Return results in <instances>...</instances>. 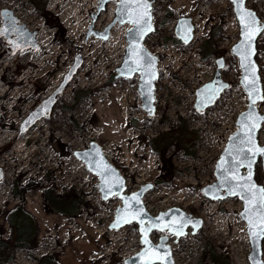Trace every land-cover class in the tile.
<instances>
[{
  "label": "rangeland",
  "instance_id": "obj_1",
  "mask_svg": "<svg viewBox=\"0 0 264 264\" xmlns=\"http://www.w3.org/2000/svg\"><path fill=\"white\" fill-rule=\"evenodd\" d=\"M247 1L264 22V0ZM153 2L156 29L145 44L159 55L160 77L157 112L151 117L142 106L140 74L116 76L130 25H115L108 39L94 33L104 31L113 20L115 1L99 13V0H0V11L12 10L31 31H37L41 46L13 54L11 44L0 38V165L6 177L0 184V240L12 237L8 215L15 208L22 206L37 220L30 248L17 250L7 264H37V254L42 253L62 264H124L142 248L137 223L109 228L122 200L117 196L97 199L98 176L74 155L92 140L125 175L128 193L147 182L155 183L144 197L151 214L179 206L204 219L197 233L191 228L178 240L168 232L152 234L155 242L169 236L177 264H214V252L229 264H251L247 225L240 215L242 201L211 200L203 193V187L216 180L215 164L237 129L238 115L249 106L240 82L239 60L232 52L240 38L233 3ZM182 16L193 18L195 39L190 44L176 37ZM211 40L214 46L209 53L204 45ZM257 46L264 88V31ZM79 53L83 65L60 94L52 114L19 134L22 121L60 86ZM219 57L225 58L222 77L230 86L214 106L199 111L195 107L196 89L213 79ZM258 108L264 112V101ZM175 130L185 132L182 143L175 138L163 155L152 148L151 138ZM259 140L264 144V124ZM164 158L172 165V176L159 183L165 175ZM256 178L264 185L262 159ZM50 188L61 196H80L79 213L69 216L47 210L43 194ZM9 190L10 195L1 196Z\"/></svg>",
  "mask_w": 264,
  "mask_h": 264
},
{
  "label": "water",
  "instance_id": "obj_2",
  "mask_svg": "<svg viewBox=\"0 0 264 264\" xmlns=\"http://www.w3.org/2000/svg\"><path fill=\"white\" fill-rule=\"evenodd\" d=\"M111 1H115L117 4L113 20L104 31H94V33L102 39H108L111 29L115 25H130L125 35L127 47L124 58L120 66L116 69V76L133 78L136 74H140L138 90L143 103L142 106L149 116H155L157 112L156 88L157 81L160 77L159 56L152 53L145 44L149 35H151L156 29L153 14L154 2L153 0H148L150 4V18L147 23L150 24L151 31L145 30L144 34H141L140 29H146V25L143 22L139 25L134 24L132 20L136 19L137 13H142L143 9H137L134 4H122L121 0H99V13L105 10ZM231 1L233 3L235 16L240 26V38L233 45L232 52L239 60L242 72L240 82L248 96L249 106L238 115L236 120L237 129L229 136L227 144L215 164L214 175L216 180L205 185L203 187V193L211 200L238 198L242 201L243 207L240 215L247 225L246 230L251 247L249 261L251 264H264V235H253L254 231L259 233L261 227H264V225L260 224L257 214L249 208L247 199H245L248 194L242 188H235L236 181H233L230 178L232 169L236 168V166L242 162V166L238 167L239 175L246 177L251 173V182L257 187H264V185L256 178L257 165L261 159L264 167V144L259 140V133L264 121H260L258 127H256L255 131L251 133L253 142H248L249 133L245 131V125L248 123L246 120L247 116L251 114L254 117H264V112H260L258 108V104L264 100L255 96V90L250 91L249 87H245L244 77L248 75L249 80H251L252 76L249 74V71H246L242 56L238 54V46L242 45L245 40V22L241 20V16L244 15L245 20H247V13H252L262 28H264V22L259 17L257 11L248 6L247 0H242V3L237 2V0ZM129 14H131V19ZM0 15L3 19V25L0 27V38L5 37L7 42L11 44L13 54L25 49H40L41 46L37 40V31H31L26 24L22 23L14 12L8 8L2 9ZM97 15L94 19H96ZM193 30L194 25L191 17L183 16L179 18L176 26V36L182 40L184 44H189L193 40ZM92 32L93 31L91 30L87 36H90ZM262 33L263 31L258 32L251 41L250 55V67L254 66L256 69L257 82L255 87L256 89H259L260 95H264V88L260 74V67L256 57L258 53V39ZM134 46L138 49H143V52L139 57L132 51ZM243 51L247 52V47H245ZM137 63L142 65L139 69L136 68ZM82 65L83 56L79 53L76 55L73 66L64 77L60 86L48 97L42 99L22 121L19 134L29 131L40 120L52 114L59 100L60 94L69 86ZM224 66L225 59L221 57L217 60V69L213 79L196 89L195 107L199 111H206L214 106L225 90L229 88L230 83L225 81L222 77V69ZM253 99L256 100L255 105H252ZM241 149H243V151H241ZM74 155L77 160L82 161L86 165V168L90 172L98 176V186L104 200H109L115 196L122 200V205L117 208L115 218L111 222L109 228L121 229L133 223H137L139 226L142 248L132 256L126 258L124 264H149V262L150 264H177L174 259L172 247L169 243V236L165 234L159 238L158 242H155L152 239V234L156 231L168 232L175 235L178 240L186 236L191 228L193 233H197L203 227L204 219L202 217L194 216L179 206L170 207L156 215L151 214L145 206L144 197L147 192L155 187V183L147 182L141 185L137 190L128 193L127 178L120 169L108 159L102 146L95 140H92L87 148L76 149ZM222 162L223 166H221ZM4 175V169L0 165V181L3 179ZM240 183L244 182L241 181ZM134 195L139 196V203L132 200ZM128 206H131L133 210H141L142 214L139 219L133 218L132 214L125 211ZM165 225H171V227H165ZM146 229L150 230H148L145 235ZM153 251L164 256L165 259H155L152 256ZM146 252H148V255H145Z\"/></svg>",
  "mask_w": 264,
  "mask_h": 264
},
{
  "label": "trees",
  "instance_id": "obj_3",
  "mask_svg": "<svg viewBox=\"0 0 264 264\" xmlns=\"http://www.w3.org/2000/svg\"><path fill=\"white\" fill-rule=\"evenodd\" d=\"M61 26V25H60ZM58 26V27H60ZM212 40L205 42L204 48L210 53L213 48ZM185 132L182 131H169L161 133L157 137L151 138L150 143L154 150L163 155V151L173 143L175 138L183 139ZM184 146H187L184 144ZM187 152H190L189 146ZM192 153V151H191ZM166 163L164 170L165 175L160 177L158 182H165L172 176V165L170 161L164 158ZM167 173V174H166ZM169 176V178H166ZM73 194V193H72ZM46 209L52 212L63 213L69 216H76L79 213V205L83 201L80 196H61L56 193L55 188L46 190L43 194ZM8 220L12 226L13 233L9 240H0V264H7L12 261L14 254L17 250L30 248L31 241L36 236L37 220L35 216L29 213L22 206L17 207L9 212ZM214 264H229L228 260L214 252L212 253ZM221 263H220V262ZM37 264H62L57 258L50 255H45L39 259Z\"/></svg>",
  "mask_w": 264,
  "mask_h": 264
},
{
  "label": "snow or ice",
  "instance_id": "obj_4",
  "mask_svg": "<svg viewBox=\"0 0 264 264\" xmlns=\"http://www.w3.org/2000/svg\"><path fill=\"white\" fill-rule=\"evenodd\" d=\"M237 2L242 3V0H237ZM121 3L129 4V5L134 4L137 9H143L142 13H137V18L133 19L132 22L137 25L143 22L146 25V29L145 28L140 29L141 34H144L145 30L151 31V26L150 24L147 23L148 19L150 18V12H149L150 4L148 0H121ZM129 17L130 19L132 18L131 14H129ZM247 17L248 19L245 20V16L244 15L241 16V20L245 22L244 23L245 40L242 45L238 46L239 49L238 54L242 56L244 67L246 71H249V74L252 76V79L249 80L248 75H246L244 77V84L245 87L250 88V91L255 90L254 91L255 96L259 97V99L261 100H264V95H260L259 89H256L255 87L257 82L256 69L254 66L250 67L251 41L258 32L264 31V28H262L259 25L258 21L255 19L252 13L250 12L247 13ZM245 47H247L248 49L247 52L243 51ZM132 51L136 53V55L139 57L142 54L143 49H138L137 47L134 46ZM141 66L142 65L137 63L136 68L139 69ZM255 103L256 100L253 99L252 105H255ZM246 120L248 121V123L245 125V131L249 133L248 142L251 143L253 142L251 133L255 131L256 127H258L260 121H264V117H254L253 115L250 114L249 116L246 117ZM241 151H243V149H241ZM221 166H223V162ZM239 166H242V162L239 165H237L236 168L232 169V174L230 178L233 181H236L235 188H242L248 194L247 197H245V199H247L249 208L257 214L260 224L264 225V187H257L255 184L251 182V173H249L248 176L246 177L240 176L238 173ZM241 181H243L244 183H240ZM132 200L135 201L136 203H139V196L134 195L132 197ZM125 211L128 212L129 214H132L133 218L135 219H139L140 215L142 214L140 209L133 210L131 206L126 207ZM165 227H171V225H165ZM148 230L150 229L145 230V235L147 234ZM253 235L254 236L264 235V227H261L259 233L254 231ZM145 255H148V252H146ZM152 256L155 259H159V260L165 259L164 256L159 255V253L155 251L152 252Z\"/></svg>",
  "mask_w": 264,
  "mask_h": 264
},
{
  "label": "built area",
  "instance_id": "obj_5",
  "mask_svg": "<svg viewBox=\"0 0 264 264\" xmlns=\"http://www.w3.org/2000/svg\"><path fill=\"white\" fill-rule=\"evenodd\" d=\"M81 162V161H80ZM83 163V162H82ZM86 170H88L87 168H85ZM89 171V170H88ZM93 174V173H92ZM93 175H95V174H93ZM4 178H6V177H4ZM2 183V181L0 182V184ZM12 185V184H11ZM14 190V189H13ZM10 195V190H9V192H4V191H2L1 192V196H3V195ZM95 197L97 198V199H103L102 198V196H101V193H100V191H99V189L95 192ZM104 200V199H103ZM0 204H1V202H0ZM96 204H97V202H96ZM45 254L44 253H42V254H37V256L39 257V258H42L43 256H44Z\"/></svg>",
  "mask_w": 264,
  "mask_h": 264
},
{
  "label": "flooded vegetation",
  "instance_id": "obj_6",
  "mask_svg": "<svg viewBox=\"0 0 264 264\" xmlns=\"http://www.w3.org/2000/svg\"><path fill=\"white\" fill-rule=\"evenodd\" d=\"M182 17H183V16H182ZM189 17H190V16H189ZM180 18H181V17H180ZM178 20H179V19H178ZM192 22H193V18H192ZM177 23H178V22H177ZM193 25H194V23H193ZM194 31H195V25H194L193 33H194ZM176 37H177V36H176ZM177 38H178V37H177ZM194 39H195V35H194L193 40H194ZM193 40H192V41H193ZM178 41H179V42H180V41L182 42V40H180L179 38H178ZM192 41H191V42H192ZM189 44H190V43H189ZM158 56H159V55H158ZM219 58H221V57H219ZM219 58H218V59H219ZM223 58H224V57H223ZM218 59H217V60H218ZM224 59H225V58H224ZM159 61H160V58H159ZM225 63H226V62H225ZM216 69H217V68H216ZM225 81H226V80H225ZM156 105H157V104H156ZM87 147H88V146H87ZM87 147H85V148H87ZM83 149H84V148H83Z\"/></svg>",
  "mask_w": 264,
  "mask_h": 264
},
{
  "label": "bare ground",
  "instance_id": "obj_7",
  "mask_svg": "<svg viewBox=\"0 0 264 264\" xmlns=\"http://www.w3.org/2000/svg\"><path fill=\"white\" fill-rule=\"evenodd\" d=\"M260 38V37H259ZM105 152V151H104Z\"/></svg>",
  "mask_w": 264,
  "mask_h": 264
}]
</instances>
